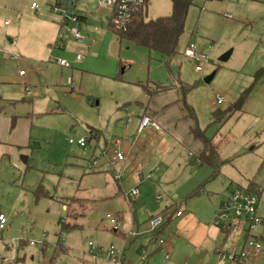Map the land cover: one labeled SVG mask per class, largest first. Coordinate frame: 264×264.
Here are the masks:
<instances>
[{
    "label": "rangeland",
    "instance_id": "obj_1",
    "mask_svg": "<svg viewBox=\"0 0 264 264\" xmlns=\"http://www.w3.org/2000/svg\"><path fill=\"white\" fill-rule=\"evenodd\" d=\"M32 2L45 7L49 3L0 0V39L22 50L16 52L21 56L16 62L8 59L3 66L9 76L17 73L0 91L4 100L13 103L11 106L5 101L9 103L5 110L16 115L9 117L8 133L17 129L18 117L30 116L32 129L30 147L6 155L0 164V213L9 220L6 229L0 231V264H100L105 260L93 258L90 243L104 254L111 245L122 249V237L111 229L107 215L120 217L121 212L125 214L124 231L135 229L131 224L134 201L124 196L133 184L124 179V198L108 199L114 184L111 174L88 171V152L69 141L89 138L99 130L102 144L116 147L117 140L126 141L135 130L132 127L124 135L131 113L138 114V102L149 104L148 115L155 116L167 135H158L152 147L148 145L155 158L144 169L148 172L154 168V177L140 187L136 199L139 222L147 223L155 209L168 207L173 212L177 206L185 209V205L208 218L203 222L211 221L220 201L236 188L255 183L261 190L254 194L263 224L250 236L264 238V75L255 83L242 112H233L222 123H214V112L232 105L253 83L256 72L264 68V0H198L190 8L182 40L185 45L191 39L196 41L208 54L209 62L203 63L201 73L195 70L197 63L183 56L185 46L181 54L169 59L128 41H118L112 48L104 43L97 51L84 53L79 64L67 60L72 69L62 70L56 62L48 68L50 54L35 58L41 57L47 46L43 48L32 35V20H38ZM17 20L24 23L16 26ZM16 32L17 41L11 43ZM229 51H233L231 58L220 61ZM0 62L4 64L2 59ZM14 65L18 66L16 70ZM20 70L27 76L20 78ZM214 72L212 82L205 83ZM68 77L77 84L76 93L67 88ZM27 79L35 97L25 94ZM141 84H162L172 89L150 97ZM182 86L194 87L184 94ZM217 95L226 99L220 108L214 104ZM12 117L16 118L13 132ZM197 127L214 138L225 161L215 178L209 165L197 164L202 143L191 130ZM26 129L28 126L21 124L22 135ZM162 139L164 147L160 146ZM22 156H28V164ZM201 187V194L193 196ZM157 196L162 197L160 202ZM67 222L75 229L65 231ZM69 250L68 255L61 253ZM188 261L196 264L194 259ZM249 264H264V254Z\"/></svg>",
    "mask_w": 264,
    "mask_h": 264
},
{
    "label": "crops",
    "instance_id": "obj_2",
    "mask_svg": "<svg viewBox=\"0 0 264 264\" xmlns=\"http://www.w3.org/2000/svg\"><path fill=\"white\" fill-rule=\"evenodd\" d=\"M56 1L57 0H48L49 3L47 4V7L39 5L37 3V5L39 6L38 12H36L38 16L37 17L38 20H32L34 22H33V29L31 30H32V35L34 36V39H36L35 41L41 42L43 44V48H46L47 46V51L43 52L41 57L40 55H38L35 58L37 57L46 58L48 54H50V57H49L50 59L47 62V64L49 65H47V67L48 66L50 67V64L55 62L54 58H63L66 60H71L72 62L71 61L70 62L72 64H79L83 60L84 53L91 54L92 50L97 51L99 46H102V44L104 43H106L108 47L112 48L115 46L116 43H118V41L120 43L122 42L121 40H119L118 35L112 26V18L114 16V10L112 7L102 6L99 4L98 0H76L77 11L81 17V27L80 28L83 31L84 35L86 36V42L85 44L80 45L71 36L64 34V41L62 43V47L58 46L54 49L53 47L56 46L57 44L56 43L57 41L54 43V40L57 34L59 35V32H60V22H59L60 17L59 15L54 14V11H53V6L56 3ZM197 2L198 0L196 1V4ZM33 4H36V2H32L31 4L32 10H33L32 8ZM172 13H173L172 0H151L149 8H148V20H156L162 17H169L172 15ZM39 18H41V20ZM7 21L8 20H6V23ZM20 23L22 25L24 22H22V20H17L16 26H19ZM185 29H186V26H185ZM183 35L179 41V45L177 48V54L175 56L181 54L184 46L186 49L190 42H195L198 45V43L196 41H193L192 39L189 40L187 44L185 45L182 40ZM1 39H0V55H1L0 59H2L4 64L0 62V91L2 90L4 85L10 84L11 82L10 78L17 77V73L14 75H10V76L5 73V71L3 70V66H5V63H6L5 61L10 59L11 61L16 62L21 57L16 52L22 51L18 47L10 46L8 43L6 44ZM16 41H17V32H16V35H14L13 40H11L10 42L15 43ZM199 49L202 50L200 47ZM202 51L204 52V50ZM78 54L82 55L81 61L76 60V56ZM182 54L185 57L184 52ZM5 55H7L8 58H5L4 57ZM172 58H169V59H172ZM17 65L16 66L14 65L16 67L15 70L19 66ZM72 68H74L73 65H72ZM61 69L66 70L67 68L61 67ZM261 69H264V68H261ZM21 71L23 70L19 71L20 78L22 77L24 78L25 76H27L26 73L24 75H20ZM69 78L71 77H68L67 79V88H69V90L72 93H76V91L78 90L77 84H76V90L72 91V89L68 86ZM28 81L29 79L25 80V83H24L26 85L25 94H26V88H28L27 87ZM252 84H254V81ZM140 86L142 87V84ZM33 91H34L33 96H28V95L26 96L35 97L36 92L35 90ZM248 99L246 103L244 104L242 110L239 112L243 111L245 105L248 102ZM5 101H9L10 105L11 106L13 105L11 100H4L0 96V107L2 109V112L0 114V164L6 155L13 154L16 150H25L29 148L31 140H32V129L30 128L31 126L30 116H25V117L17 116L19 118L17 121V129L12 134L8 133L9 127H10L9 117L16 116V115L9 113L5 110V105H6V108L7 106H9V103H4ZM215 101H216V98H215ZM215 101H214V104H215ZM138 106H139L138 114L135 112L131 113L132 115H130V118L133 117L134 120L132 121L129 118L127 121V124L129 123V121H131L130 124L127 125L129 127L126 126V129L124 130V135L127 136L129 134V130L132 127L135 128L134 132H132L130 136H128L129 139H127L126 141L124 140V142H126L125 148H123L122 146L124 143L123 140L119 139L121 141L119 150L122 146V149L120 151L127 156V161L118 165L119 169L122 170V179L120 182L115 180L114 172L112 168L104 159L101 161V166L99 169L97 170L89 169V159L93 155V153L96 151V149L94 148V150L92 151H85V152H88V154H86L87 155L86 161L88 162V167H87L88 171L93 172L94 174H98V173H110L111 174V176L109 175L111 178L110 180H112L114 184L112 187L113 191L111 190L112 192L108 194V199L116 200L120 197H123L122 181L124 179L128 180V182L130 181L134 187L135 184H134L133 172L136 167H139V166L143 167L141 169L143 170V174L145 176L151 175V177L145 181L146 183L148 180L150 181L154 177V171H153L154 168L151 167V171L149 170L148 172H146L144 169V167L147 166V164L150 162V159L155 158V153L154 155H151L149 153L148 145L152 147V144L154 140L158 138V135L164 138L167 135L163 129H161L163 133H157L156 131L147 129L146 131H144L143 134L139 135L138 128L140 125V116H139L140 110L147 109L149 111V107H148L149 104L145 105L144 103L138 102ZM217 107L220 108V106H217ZM215 112H214V119H215ZM154 120H155V116H154ZM21 124H23V127L25 128H27L28 126V129H26V134L22 135ZM95 132L96 133L93 135H98L99 139L97 141H93L92 145L95 146L97 144H100L102 147H107L111 154L114 152V150L118 149L117 147L113 145V143H111L110 145H108V143L106 142H105L106 145L102 144L101 137L103 136V134L99 130H96ZM160 146L164 147V139L160 140ZM202 151H203V144L201 145L200 154ZM248 187L244 189L248 190ZM108 188H109V185H107L106 190ZM158 197H160V200L157 199V201L160 202L162 200V197L157 196V198ZM137 200H133L134 204H132L133 205L132 207H134V212L132 210L131 211L134 214V216H133V219L131 220L132 222L131 224H133L134 226L133 228H135L132 230L142 232L143 234L138 237L129 236L128 233L132 231L130 230L131 224L128 227V230H130L128 232L124 231V228H122L120 232H115L111 228L116 235H121L120 237H122L121 241H122V249H124L125 264H185V263L189 264L188 260L192 261V259H194V262L196 264H209L210 262L212 264H215V263L222 264L221 262H219L217 258V251L220 248H232V247H237L243 244L242 238L245 236L246 231H244L243 227H242V230L238 231L241 225L227 224V225L236 226V229L233 231V233L231 234L229 238V240H231V243H229V240L226 241V236L222 232V228H224L225 226L217 227L214 224V218H215L216 212L218 211L222 203V201H220L218 204V208L215 212V215L213 214L214 217H212L211 221H207V222H203L202 220H208V218L205 219L204 217H201L199 215V212L191 211L189 207L186 205H185V209H183L181 206H177L175 210H173V212H171L169 210L170 208L168 207L162 208L161 210L155 209L154 215L149 216L148 221L150 218L158 216V215H161L166 218V222L162 226L164 228L162 229V233L160 237L164 239V244L160 247L156 246L154 245L155 240H156L155 239L156 235L153 236L151 233L148 232L149 231L148 221L147 223H145L146 221L144 223H141L139 222L136 216L138 214V210H137L138 203L136 202ZM179 210L182 212V216H177V212ZM118 213H120V217L124 224L125 214L121 212H118ZM161 228H159V231L161 230ZM143 249H150V250L152 249V250L150 251L146 261L141 262L140 260H141ZM61 253L68 255L70 253V250L68 253L66 252L64 253L63 251H61ZM166 255L170 256L169 259H166ZM206 260L208 261L207 263H205ZM90 264H93V263L91 262ZM100 264H111V263L101 261ZM226 264H229V263H226Z\"/></svg>",
    "mask_w": 264,
    "mask_h": 264
},
{
    "label": "built area",
    "instance_id": "obj_3",
    "mask_svg": "<svg viewBox=\"0 0 264 264\" xmlns=\"http://www.w3.org/2000/svg\"><path fill=\"white\" fill-rule=\"evenodd\" d=\"M99 4L102 6L112 7L114 10V16L112 18V26L116 32H125L127 30L128 24L132 20V11L141 8L145 0H98ZM33 10L38 12L39 6L37 4L32 5ZM54 14L60 17V32L57 39V44L53 48L60 46L64 41V34L71 36L78 44L83 45L86 42V36L81 30V17L77 11L76 0H57L53 6ZM227 18H231L227 15ZM185 57L195 61L196 72L201 73L204 70L203 63L209 62V56L207 53L199 49L195 42H190L184 51ZM55 62L63 68L70 69L72 64L63 58H54ZM77 61L82 60V55L78 54L76 56ZM25 71H21L20 75H24ZM68 86L72 91L76 90V85L72 78L68 80ZM26 95L33 96L34 91L30 88H26ZM226 100L223 96L217 95L215 104L217 106H223ZM147 109L140 110V125L138 128V134L141 135L147 129L156 131L157 133H163L162 128L159 124L148 115ZM131 121H129L128 125ZM90 139L97 141L99 139L98 135H90L89 138H80L78 140L70 139V144L77 145L83 148L85 151H92L94 148L96 151L89 159V169L97 170L101 166V161L104 159L110 165L114 172V178L116 181L120 182L122 179V170L119 169V164L127 161V156L119 150L121 141L117 140L115 145L118 149L114 150L111 154L107 147H102L100 144L92 145ZM92 141V142H93ZM190 157H194L190 154ZM197 164L200 161L197 159ZM134 187L128 192L124 193V196L129 201H133L140 196V186L151 177L145 176L141 167H136L134 172ZM160 200V197L157 198ZM220 208L216 212L214 218V224L217 227H223L227 224L244 225V231L251 234L253 230L262 227L263 219L259 214L258 209V198L251 191L244 188H236L233 192L226 198L223 199ZM177 216H182V212L178 211ZM107 219L111 225V228L115 232H120L122 230L123 222L119 216L115 213H109ZM8 217L0 213V231L6 229L8 225ZM166 222V218L158 215L152 217L148 221L149 233L153 236L156 235L159 228H161ZM247 226V227H246ZM146 233V232H144ZM142 232L132 230L129 235L132 237H138L142 235ZM42 244L43 242H38ZM32 242L31 245H35ZM164 244V239L159 238L155 240L154 245L162 246ZM92 247L91 255L95 260L104 259L106 262L111 264H125V255L123 249H118L114 245H111L107 253L104 254L102 251H97L93 243H90ZM154 247V246H153ZM152 250V249H151ZM150 249H143L141 255V262L146 261L148 255L151 251ZM264 254V245L261 240H257L255 237H249L243 244V246H237L232 248H220L217 251V258L222 264H249L250 260L253 258H259ZM169 255H166V259H169ZM187 264V263H185Z\"/></svg>",
    "mask_w": 264,
    "mask_h": 264
},
{
    "label": "trees",
    "instance_id": "obj_4",
    "mask_svg": "<svg viewBox=\"0 0 264 264\" xmlns=\"http://www.w3.org/2000/svg\"><path fill=\"white\" fill-rule=\"evenodd\" d=\"M197 0H172L173 2V13L169 17H162L156 20H148V8L151 0H145L144 5L138 10L132 11V20L127 26L125 32H116L119 40L129 41L137 46L148 49L151 53L163 54L168 58H172L177 54V48L179 41L184 34L186 21L189 10L196 4ZM264 75V69H260L254 76V84L248 87L238 99L230 105L226 110L215 112L214 123H222L226 117L233 112L241 111L247 99L251 95L255 83ZM144 91L150 97H154L156 94L170 91L172 86H164L162 84H146L142 85ZM194 86L185 88L182 86L184 94L193 89ZM191 110V115H194L193 108L188 106ZM16 118L11 119V132L15 130ZM93 134V133H91ZM192 134L196 140H199L203 144V151L197 157L202 164L209 165L213 169L212 177L215 178L220 174L221 167L225 164L220 158L217 146L213 143L214 138H209L206 135V130L203 131L200 128L192 129ZM204 188L198 189L193 196L201 194ZM248 190L252 193H261L260 188L255 183H251ZM192 196V197H193ZM72 200V199H70ZM71 223H64L63 229L71 230L75 229ZM157 231L155 239L161 237L162 229ZM236 229L235 225H227L222 228V232L226 236V241L229 240L231 234ZM250 237L248 232L245 233V241ZM262 238L261 240H263ZM264 242V240H263Z\"/></svg>",
    "mask_w": 264,
    "mask_h": 264
},
{
    "label": "water",
    "instance_id": "obj_5",
    "mask_svg": "<svg viewBox=\"0 0 264 264\" xmlns=\"http://www.w3.org/2000/svg\"><path fill=\"white\" fill-rule=\"evenodd\" d=\"M232 53H233V51H229L228 53L224 54V55L220 58V61H222V62H227V61L230 59ZM215 75H216V73L214 72L213 74H211L210 76H208L207 78H205V83H207V84L211 83L212 80L214 79ZM1 112H2V109H1V107H0V114H1ZM21 158H22V161H23L25 164H28V160H29L28 156H22Z\"/></svg>",
    "mask_w": 264,
    "mask_h": 264
}]
</instances>
